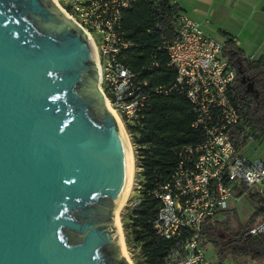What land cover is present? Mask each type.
Listing matches in <instances>:
<instances>
[{
  "label": "water",
  "instance_id": "95a60500",
  "mask_svg": "<svg viewBox=\"0 0 264 264\" xmlns=\"http://www.w3.org/2000/svg\"><path fill=\"white\" fill-rule=\"evenodd\" d=\"M92 46L48 0H0V264H128L127 167Z\"/></svg>",
  "mask_w": 264,
  "mask_h": 264
},
{
  "label": "built area",
  "instance_id": "2783aa9c",
  "mask_svg": "<svg viewBox=\"0 0 264 264\" xmlns=\"http://www.w3.org/2000/svg\"><path fill=\"white\" fill-rule=\"evenodd\" d=\"M134 1L61 0L58 8L89 40L97 89L127 135L126 126L140 123L152 96L177 91L188 99L195 116L191 126L200 128L204 137L196 144L173 147L172 171L165 178L154 176L149 194L158 205L151 223L155 235L171 242L164 264H220L206 256L201 237L205 218L215 215L226 200H237L245 190L264 185V158L246 156L239 143L247 133L241 130L237 136L234 131L241 122L237 106L244 103L234 91L236 70L223 53L224 42L205 34L201 24L180 9L174 18L176 38L164 40L159 47L175 71L173 82L169 86L153 83L150 72L155 62L132 70L121 60L132 46L124 38L121 20L123 10ZM247 137L246 142L258 141ZM131 147L137 158L141 149H149L147 144L132 143ZM137 168L140 172L141 167ZM141 200L138 192L137 197H128L126 206L132 208ZM249 232L264 234V215Z\"/></svg>",
  "mask_w": 264,
  "mask_h": 264
},
{
  "label": "trees",
  "instance_id": "16d2710c",
  "mask_svg": "<svg viewBox=\"0 0 264 264\" xmlns=\"http://www.w3.org/2000/svg\"><path fill=\"white\" fill-rule=\"evenodd\" d=\"M178 10V5L171 0H135L122 12L124 38L132 46L126 50L121 60L135 71L155 62L157 65L150 72L155 85L169 86L175 77L174 69L168 66V57L159 47L164 40L176 38L174 18ZM223 53L236 70L234 91L244 100L243 104L237 106L241 122L234 127V131L239 136L241 130H245L247 136L264 141V55L246 57L231 38L224 40ZM246 81L252 84V92L246 89ZM234 104L236 105L235 101ZM194 118L191 104L185 95L169 91L152 96L150 109L140 123L126 126L133 143L149 146L148 150L141 149L137 158L142 177L139 193L143 200L130 207L129 221L124 224L128 241L138 247L141 259L136 264H164L163 259L171 242L155 235L153 231L151 221L155 217L158 200L152 198L149 191L155 186V175L165 178L172 171L176 159L173 147L202 141L203 131L191 126ZM247 136L241 138V146L246 143ZM253 195L258 201L254 213L235 229L217 218V214L224 211L223 208L218 209L215 215L205 218L201 237L220 256L228 251H235L252 259H264V234L249 232L264 215V195L258 192ZM219 233L229 235L230 241L221 239Z\"/></svg>",
  "mask_w": 264,
  "mask_h": 264
},
{
  "label": "crops",
  "instance_id": "0c3cea01",
  "mask_svg": "<svg viewBox=\"0 0 264 264\" xmlns=\"http://www.w3.org/2000/svg\"><path fill=\"white\" fill-rule=\"evenodd\" d=\"M205 34L231 38L246 57L264 55V0H171ZM264 262V259H257Z\"/></svg>",
  "mask_w": 264,
  "mask_h": 264
},
{
  "label": "rangeland",
  "instance_id": "374dc122",
  "mask_svg": "<svg viewBox=\"0 0 264 264\" xmlns=\"http://www.w3.org/2000/svg\"><path fill=\"white\" fill-rule=\"evenodd\" d=\"M53 1L56 2V0H53ZM128 139L132 146L133 141L130 135H128ZM241 151L246 156H249V157L259 156V157L264 158V142L253 141V140L247 141L243 145ZM132 154H133L134 170H133V175H132V185H131V190L129 193V199L130 198L133 199L137 197V193L140 190L139 186H141V181H142L141 174L137 168L138 167L137 157L135 153L133 152V150H132ZM259 190L264 192V185L262 186L255 185L252 188L245 190V192L242 193L237 200H234L233 198L226 200L222 205V208L224 211L219 212L217 214V218L224 220V224L226 226L232 229H235L237 226H239L240 223L247 221L248 218H250V216H252V214L254 213L258 205V201H257V198L253 195V193L258 192ZM235 194H239V193L235 192ZM126 204L117 212H116L117 205L114 207L113 223H114L115 229L118 231L120 230L122 233L124 248L131 261V264H136L137 261H139L141 258L138 253V247L133 246V243L130 240L128 241L129 237H127V234L124 228V224L129 221L128 213L130 211V207L126 206ZM118 240H119V243L122 249L119 235H118ZM205 244L207 246V249H206L207 259L217 261L220 264H264V262H262L261 260L252 259L248 255H243V254L240 255L235 251H228L225 253L224 256H220L217 252H215L214 247L210 243L206 242ZM122 252H123V249H122ZM128 264L130 263L128 262Z\"/></svg>",
  "mask_w": 264,
  "mask_h": 264
},
{
  "label": "bare ground",
  "instance_id": "6f19581e",
  "mask_svg": "<svg viewBox=\"0 0 264 264\" xmlns=\"http://www.w3.org/2000/svg\"><path fill=\"white\" fill-rule=\"evenodd\" d=\"M105 105L110 109V111L114 114L116 121L118 123V128H119V133L122 139V143H123V147H124V152H125V158H126V167H127V177H126V182L124 185V188L122 190V193L119 197V200L117 202V207H116V212L119 211L127 202L128 197H129V193L131 190V185H132V175H133V170H134V166H133V154H132V148H131V144L129 142L128 139V135L122 125V123L120 122L119 118L115 115V113L112 111L111 107L108 105L107 101L105 100ZM119 238L121 241V245H122V249H123V253L124 256L126 258V260L131 264V261L127 255V252L124 248V242L122 239V233L119 230Z\"/></svg>",
  "mask_w": 264,
  "mask_h": 264
},
{
  "label": "flooded vegetation",
  "instance_id": "af4514ba",
  "mask_svg": "<svg viewBox=\"0 0 264 264\" xmlns=\"http://www.w3.org/2000/svg\"><path fill=\"white\" fill-rule=\"evenodd\" d=\"M48 1L55 9L59 10L58 6L60 5L61 0H56V2H54L53 0H48ZM244 85L248 91H251V92L253 91V87H252V84L250 82L246 81L244 83ZM219 237L223 240H226V241H230V239H231V237L229 235H226L224 233H219Z\"/></svg>",
  "mask_w": 264,
  "mask_h": 264
}]
</instances>
